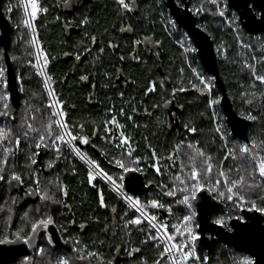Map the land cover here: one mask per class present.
Wrapping results in <instances>:
<instances>
[{
	"label": "trees",
	"instance_id": "16d2710c",
	"mask_svg": "<svg viewBox=\"0 0 264 264\" xmlns=\"http://www.w3.org/2000/svg\"><path fill=\"white\" fill-rule=\"evenodd\" d=\"M177 2L183 5L181 0ZM188 2L193 13L196 8L203 5L202 13L196 15L197 23L213 41L219 73L235 111L242 118L249 113L256 117V120L247 119L250 122L249 141L264 140V84L256 81L251 71L245 67V62L252 64L257 74L264 75V33L247 32L241 25L238 14L227 7L226 0H219V4L227 15L228 21L217 14L219 9L209 0H188ZM38 3L41 10L34 20L38 41L42 53L49 59L46 72L52 77L50 83L56 96L63 102V110L67 114L69 124L76 125L74 132H78L79 125L83 124L84 132L91 138H97L99 146L97 152L101 155L107 153L102 155L107 162L113 158H119L121 150L109 142L110 138L107 139L108 144L100 141V138L93 136V130L100 129L99 137H104V124L113 116L119 124L125 126L123 131L126 136L131 137V146L135 149L133 156L127 161L129 167L139 168V172H142L150 183V188L138 198L145 204L157 199L165 205L164 209L148 208L147 210L161 217V221L165 220L169 224L170 232L174 231L171 225L178 224L183 216L192 212L179 202L180 197L184 195L179 188L183 186L166 176L161 178L150 166L155 162L151 156L153 150L160 161H164L181 140L179 160H183L185 164L188 160L184 153L191 152L187 147L191 143L210 155L215 165L223 164L225 171L240 167L241 172L229 173L232 179H238L239 175H246L243 171L246 161L240 158L224 160L228 149L245 142L231 134L219 103L215 104L214 111L209 107L208 94L189 68L187 57L192 67L204 75L207 81L212 78L213 99L220 101L221 95L215 86L214 78L205 72L196 51L186 55L179 47L180 40L186 43H191L192 40L177 24L173 27L170 23L173 17L164 0L130 1L135 3L136 7L132 12L127 13L115 0H38ZM44 9L47 11L45 12ZM2 13L10 33L5 40L6 45L0 44V64L8 69L7 80L10 72L16 75L19 99L14 104L12 99L10 101L16 120L0 117V127L9 125L14 131L19 132L18 125L25 101L36 108H41L45 112L44 119H46L48 110L44 108V105L48 103V97L37 70L28 63L31 60L32 64H35V60L29 34L23 23L20 1L3 0ZM85 20L87 23H84ZM129 27L132 29L128 31L131 34L124 35L122 32L127 31ZM1 32L0 22V35ZM93 37L95 42L92 40ZM143 37L151 38L157 45H161L159 60L148 58L143 53L140 54L139 61L134 59L135 40ZM242 42L251 45V49L243 47ZM69 54L74 57L84 56V60L77 65L73 60L63 58L64 55ZM253 56L256 60L252 59ZM120 73L124 78L132 80L131 86L126 91L115 82ZM83 76H86L87 80H82ZM152 82H155L156 90L149 93L148 88ZM21 84L24 88L23 92L20 91ZM253 84L255 87L252 86ZM181 88L185 90L179 91ZM174 99L179 108L181 137L168 132L166 107ZM169 101L170 103H166ZM157 105L159 107H156ZM121 109H123V115L120 114ZM133 109H136L138 114H132ZM145 109L148 110V115ZM213 112L216 114L217 121ZM37 117L35 123L39 127L42 118L39 113ZM185 125L195 127L197 131L191 133ZM217 125L222 126V131L227 138V147H224L225 141L221 140L220 134L215 131ZM106 145L108 147H105ZM28 149L29 144L22 141L21 153L9 158L4 172L5 180L0 181V237L11 241L17 240L18 232L19 234L31 232V222L36 220L35 217L47 215L43 212H37L36 215L35 212L24 209L26 206L34 205L31 201L25 202L23 209L19 208L15 181L8 183L13 171L22 176L24 184L31 185L34 189L36 185L29 177L34 173L38 175L40 188L47 189L50 195L60 201V203L44 202L43 206L50 209L69 205L73 209L72 216L84 223L85 229L80 231V229L68 227L64 221H57V216L61 214L59 211H54L49 215L64 230L62 244L54 248L45 245L43 254L33 255L30 260L23 262L16 259L11 264H58L61 258L69 259L70 264H99L95 257L84 261L76 259L77 254L71 249L74 246L73 242L77 239L81 241L80 247L86 245L87 250L99 252L104 264H108L109 261L111 264H141L142 261L146 264H155L161 249L154 247L151 241L142 244L141 241L146 237L145 233L138 228L134 226L129 229L123 228L124 222L121 217L124 213L128 212L129 217L135 213L120 202L103 181L97 179L93 182L95 184L93 187V184L88 182V168L79 162L66 147L62 148V156L59 160L54 150L40 149V155L36 157L38 162L31 168L26 166L29 163L26 158L29 154ZM87 153L89 158L98 161L110 175L115 177L119 174L112 167L102 164L94 152ZM2 155L0 151V157ZM137 159L140 161L138 165L132 162ZM50 161L54 165L51 168L48 167ZM109 164L115 165L114 162ZM197 166L202 167L199 160H197ZM40 167L47 171L42 172ZM188 170L186 168L184 174ZM216 174L217 168L214 167L213 178ZM174 182L175 195L169 200L171 196H164L159 186L165 184L171 188ZM209 187L212 185H207L205 188ZM60 188H66V196L59 190ZM220 188L225 191L222 186ZM212 193L217 196L216 192L212 191ZM101 194L107 207L100 206ZM243 194L246 200L244 207H241V204L238 207L233 201H228L226 192L224 198L218 197L224 199L227 207L225 211L212 214V221L223 219V225L227 226L233 218H242L241 209H254L251 206L252 202H255L257 208H264V184L251 191L244 189ZM113 206L117 209L116 213L111 211ZM168 206H171V215L166 210ZM192 207L194 208L193 203ZM25 213H28L27 218ZM105 227L108 229L107 233L103 231ZM126 231L131 235H126ZM114 232L115 235H113ZM4 233L5 236H3ZM66 240L68 243H64ZM133 248H139L140 251L129 256L128 253ZM204 252L201 251V253ZM208 256L210 264H243L245 259L253 262L245 252L225 244L212 247L208 251Z\"/></svg>",
	"mask_w": 264,
	"mask_h": 264
},
{
	"label": "snow or ice",
	"instance_id": "6c2138e0",
	"mask_svg": "<svg viewBox=\"0 0 264 264\" xmlns=\"http://www.w3.org/2000/svg\"><path fill=\"white\" fill-rule=\"evenodd\" d=\"M115 2L126 13L132 12L136 7L135 3L130 4L127 2V0H115ZM209 2L213 5H216L217 8L220 9L219 0H209ZM28 6L31 7V12L28 13L29 19H25L23 23L25 26L32 29V21L36 19L41 9L39 7L38 0H27V4L25 5L26 12L28 10ZM202 9L203 5H201L199 8H196L195 13L200 14ZM44 11L46 12L47 9H44ZM217 14L223 17L225 12L224 10H219ZM84 23H87V21L85 20ZM170 23L173 25V27H176L175 21H170ZM131 30V27L127 29V31ZM92 40L95 42V37H93ZM32 43L36 44V40L33 39ZM135 43L140 44L141 41L137 40ZM242 46L249 49L252 47L251 45L243 42ZM181 47H185L183 42H181ZM185 51H194V49L185 48ZM101 52H103V49H101ZM29 55H31V53H29ZM41 55H43L42 62ZM76 59L79 60L80 56L77 55ZM121 59H123V57H121ZM134 59L139 61V57H134ZM252 59L256 60V57L253 56ZM28 63L37 70L38 75L44 77V87L47 91L48 97L50 98L48 103L44 105V108L48 110L47 116L46 119H44L45 112L41 108H36L25 101L24 110L20 115V122L18 125L20 131H14L13 127L9 125L0 127V151H2L3 154L2 157H0V181L5 180L4 172L8 166L9 158L15 157L17 155V153L20 151L22 141L26 144H29V154L26 157L29 162L26 166L29 168H31L32 165L37 164L38 161L36 157L40 155V149L54 150L57 153L56 158L59 160L62 156V148L67 146L72 152L75 153V155H77L88 165V182L93 184V187H95L93 182L97 179L110 184L111 190L115 192L122 200H124L128 207L134 210V213H138V215L134 214L133 216L129 217V213L125 212L123 217H121V220L124 222L123 228L129 229L132 226L138 228L139 231L145 233L146 238L141 241L142 244H147L151 241L153 242L154 247L161 249V251L158 253L159 258L155 261V264H166V262L167 264H189V261H199L200 258L196 255L195 244L196 241L200 239V236L193 227L195 213L192 212L189 215H185L181 218L178 224L171 225V228L174 229V231L170 232L169 224L167 222L161 221L156 215L151 214L147 210L148 208L164 209V204L160 203L157 199L150 200L147 202V204H145L138 197L128 195L126 192H124V186L120 182L123 180V176L119 174H117L115 177L110 175L104 170L103 167H101L98 161L89 158L86 153L82 152L81 148L78 146L82 144L95 148V145L91 143L89 135L84 132L83 124L79 125L78 132H74L76 125L69 124L66 118L67 114L63 110V102L59 100L54 90L48 87V83L52 77L48 76L45 72V68L49 63L47 55L43 54L42 52L38 53L36 56V63L32 64L31 60H29ZM245 67L251 71L256 81L264 84V75L257 74L254 65L245 62ZM7 71L8 69L0 64V117L15 121L16 116L10 103L11 95L8 92V80L6 76ZM193 71L195 72V70ZM181 72H183V69H181ZM81 79L87 80V77L83 76ZM200 82L204 85V90H207V92L210 93L213 87L212 78H209L208 81L200 78ZM252 86L255 87V84ZM155 90V82H152V85L148 88V92L151 93ZM184 90L185 89L183 88L179 89V91ZM20 91H24L22 84ZM174 94L175 90L173 95ZM166 103H170V101ZM218 103V99L210 100L209 107H212ZM249 103L251 102L249 101ZM156 107H159V105ZM37 113H39L40 117L42 118L39 127H37L35 123L38 119ZM120 114H124L123 109L120 110ZM213 115H215V113H213ZM128 118L131 119V117ZM245 118L248 120H256V117L252 116L250 113ZM109 125L113 127H109ZM124 127L125 126L119 124L116 117L113 116L110 121H106L104 124L103 130L105 132V136L99 137L100 129L98 128L93 130V136H97L100 139L110 138L109 142L113 143L117 149L121 150L120 157L109 160V163L114 162L116 167L122 169L123 172L139 171V168H130L129 163L127 162L133 156L135 149L131 146V137L125 135V132L123 131ZM185 127L191 133H195L197 131L195 127H189L187 125H185ZM215 131L220 134L221 140L225 141L224 147H227V138L222 131V126L217 125ZM187 147L191 150L189 153H184V155L187 157L188 163L185 164L183 160H180V173L175 175V181H178L179 184L183 186L180 187L179 190L185 193L183 199L179 202L186 205L188 208H192L191 201L196 198V193L198 191L204 190L207 185H212V187L208 188V191H213L214 189L218 190L222 186L227 193L226 199L228 201L242 204L246 202L245 195L243 194L244 189L251 191L252 189L261 187V185L264 184V140L259 142L250 140L245 143L234 145L232 148L228 149L227 154L224 156L225 161L229 158L233 160L240 158L246 161V164L243 167V171L246 173V175H239L238 179H232L229 176V173L232 171H236L237 173L241 172L240 167L235 169L230 168L225 171L223 164L219 166L215 165L212 162L213 158L202 148L191 143H189ZM175 149L176 151L173 155L176 156V159H180L178 154L181 151V144H177ZM102 155H107V153H102ZM173 155H169L166 159L173 161ZM151 156L155 162L150 166L153 167L158 174H161L162 168L160 166V158L156 156L154 150L152 151ZM197 160L201 162L202 167L197 166ZM132 162L138 165L140 161L137 159ZM173 163L175 164V161H173ZM53 166V162L50 161L48 163V167L51 168ZM214 167L217 168V174L215 178L212 176ZM186 168L189 170L186 174H184ZM29 179H32L33 184L36 185V188L33 190L32 194H39L41 201L60 203V201L56 200L53 195L49 194L47 189L42 190L40 188V179L38 175H35L34 173L33 176L29 177ZM13 181L17 182L18 184H23L24 182L22 176L15 171L11 173L8 183H12ZM159 187L164 196L175 195V182L171 188L165 184H161ZM165 189L167 190L165 191ZM59 190L63 193V195H67L66 188H60ZM225 191H218V196L224 197ZM100 206L107 207L102 194L100 195ZM251 206L252 208H256L257 211H264V208H257L255 202H252ZM36 210L39 212V207ZM166 210L171 215V206H168ZM111 211L116 213V207L113 206ZM27 217L28 213H25V218ZM54 223L55 220L51 215H45L38 220H33L31 222L30 228V231L33 235L23 238L24 243L30 244L35 234H37L41 229H47L49 225ZM213 223L223 224V219H217L213 221ZM196 226L198 227V225ZM81 227H83V225ZM145 227L147 228L146 232ZM103 231L107 233V227H105ZM125 234L129 236L131 235V233L127 231ZM113 235H115V232ZM177 237H179V239H177ZM16 239H22L19 232L17 233ZM14 242L15 241L8 240L7 238L0 239V244ZM52 242L53 238L48 236L47 243L51 245ZM64 243H68V241L66 240ZM101 244H103V241H101ZM73 245L74 246L71 250L73 253L77 254L76 259L79 261H84L95 257L98 259L99 264H104L100 253L87 250L86 245L84 247H80L81 241L79 239L75 240ZM44 251L45 249L43 247L38 248V254H43ZM139 251V248H133L131 251H129L128 255L131 256L133 253H137ZM204 261L206 264L207 257L204 258ZM58 264H70V261L67 258H61L58 261ZM108 264H111V262L109 261ZM141 264H146V262L142 261ZM243 264H253V262L249 259H245Z\"/></svg>",
	"mask_w": 264,
	"mask_h": 264
},
{
	"label": "water",
	"instance_id": "95a60500",
	"mask_svg": "<svg viewBox=\"0 0 264 264\" xmlns=\"http://www.w3.org/2000/svg\"><path fill=\"white\" fill-rule=\"evenodd\" d=\"M164 1L177 26L184 30L192 40L203 69L214 78L215 86L221 95L219 104L231 134L244 142H248L250 122L239 116L232 105L219 73L217 56L211 37L198 25L197 17L190 9L188 0H181L183 5H179L177 0ZM226 1L228 8L238 14L239 21L247 32L264 33V0ZM2 3L3 0H0V22L2 24L0 44H5L10 30L8 23L3 17ZM71 58L72 56L70 55L64 56L65 60ZM8 88L12 104L18 102L17 79L12 72L9 75ZM123 186L126 192L134 196L142 195L145 192L144 175L137 171L127 173ZM15 189L18 193V203L21 207L23 199L17 182H15ZM193 204L196 210L195 222L198 225L200 236V239L195 244L197 250L209 251L217 244H225L248 254L253 259V264H264V212L256 209H243L241 211L242 219L233 218L229 222V226H225L213 223L211 217L212 214L225 211L227 205L218 200L211 191H208V188L197 192ZM51 230L54 240L59 244L60 240L57 232L54 228ZM25 253L26 246L22 241L0 244V264H10Z\"/></svg>",
	"mask_w": 264,
	"mask_h": 264
},
{
	"label": "flooded vegetation",
	"instance_id": "af4514ba",
	"mask_svg": "<svg viewBox=\"0 0 264 264\" xmlns=\"http://www.w3.org/2000/svg\"><path fill=\"white\" fill-rule=\"evenodd\" d=\"M130 1L133 2L134 0H127V2H129V3H130ZM122 33L124 35L131 34V32H128V31H123ZM135 41H137V40H135ZM139 41H141L140 44H136L135 43L136 54H134L133 57H139L140 58V54L143 53L148 58H154L155 60H157V59L159 60L160 59L159 57H161V45H157L156 42H154V40H152L151 38H146V37H143V38L139 39ZM69 60H73L75 62V64L78 65V64H81L83 62L84 56H81L80 57V59H79L80 61H78L76 59V57H74V56H72V58L69 59ZM118 75L119 76L115 80V82L118 83V86L122 90L126 91L131 86L132 80L131 79L124 78L122 73H120ZM95 82H97V81H95ZM50 85H51V83H50ZM51 89H53L52 88V85H51ZM93 89H94V85H93ZM46 95H47V93H46ZM47 97H48V95H47ZM48 101H49V99H48ZM91 101H95V100H91ZM166 110H167L166 116H168V123H169V125H168V130L169 131L168 132L169 133L178 134V136L181 137L182 134H181L180 126H179V108H178V105H177L175 99L173 100V102L169 106L166 107ZM144 111H145L146 115H148V110L145 109ZM135 113L138 114L137 113V110L136 109H133L132 114L136 115ZM132 121H133V119H132ZM111 127H113V126H111ZM90 139H91V143L95 145V148H92V147H90L88 145H82V144H80L78 146L81 148V151L84 152V153H86V155H88V153H87L88 151L94 152L96 154V156L98 158H100L102 164H105L106 166L112 167L113 169H115L116 171H118L119 175H122L123 176V180H122V184H123V181H124V178H125L126 174L129 173V172H131V171H129V172H123V170L122 169H119L118 167H116V165L109 164L106 161V159L101 155V153L97 152V150L99 149V146H98L97 141H96L97 138H91L90 137ZM101 140L104 141V143L108 144V140L107 139L106 140L105 139H100V141ZM130 143H131V141H130ZM180 144L182 145L181 140H180ZM65 147L71 152V154L79 162H81L84 166H86L85 163H84V161H81V159H79V157L77 155H75V153L72 152L70 150V148H68L67 146H65ZM105 147H108V146L106 145ZM20 150H21V146H20ZM175 151H176V149L174 151H172V154L171 155H173L175 153ZM20 153H21V151H19L17 153V155L20 154ZM173 161H175V164L173 163ZM173 161H169L167 159H165L164 161L163 160L160 161V166L162 168V173L159 174V176L161 178L163 176L164 177L166 176V177L170 178L171 180L175 181V175L177 173H180V171H179L180 170V160L179 159H176V156L173 155ZM41 168L42 167H40V169ZM43 171L46 172L47 169H43L42 168V172ZM137 172L140 173V174H143L142 172H139V171H137ZM144 182H145V191H146L148 188H150V183L146 180L145 175H144ZM19 187H20V190H21V193H22V199H23L22 206L21 207L19 206L20 209H23L24 208V203L25 202L31 201L32 204H34V205L32 207L31 206L30 207L29 206H26L24 209H29L32 212H35L36 215H37V210L36 209L38 207L40 209V211L38 213H42L43 212V213H45L47 215L53 214L54 211H59L60 214H61V216H57V218H56L57 221L58 220L61 221V222L64 221L68 225V227L80 229V231H83L85 229L84 223H81L77 219V217L72 216L73 209L69 205H67V206L66 205H63V206H60L58 208L46 209V207L43 206L44 205V201H41L40 195L39 194H32L34 188L31 185H27V184H24L23 183V184H19ZM126 193L128 195L134 196V195H132V194H130L128 192H126ZM140 196L141 195L134 196V197H140ZM17 197H18V193H17ZM215 197L218 200H221L222 202H224V199H223L224 197L222 199H219L221 197H219L218 194ZM171 199H173V196H171L169 198V200H171ZM182 199H183V196L180 197V201ZM119 201L122 202L120 199H119ZM47 202H49V201H47ZM238 207H240V206H238ZM241 211H242V209H241ZM41 217L37 216V217H35V219L38 220ZM158 218L161 219V217H158ZM236 218H238V217H236ZM242 218H240V219H242ZM164 222H166V221L164 220ZM82 225H83V227H81ZM227 226H229V224ZM52 228H54L55 231L57 232V235H58L59 240H60V243L59 244H57L56 241L54 240L53 232L51 230ZM63 231L64 230H62V228L60 227V225L58 224V222H55L54 224L49 225L47 229H41L37 234H35V236H34V238H33V240L31 241L30 244H26L25 243L26 253L24 255L18 257L17 259L19 260V262L27 261L28 259L32 258L33 255H37L38 254V248L39 247H43L44 248L45 245H48V246L54 248L56 246L61 245L62 244V238L64 237L63 236V233H64ZM30 235H33V234L31 232L29 234H23V233H21L20 236L22 237V239H20V240H14V241H17V242L18 241H22L24 243V239L23 238H26L27 236H30ZM48 236H51L53 238V242H52L51 245H49L47 243V237ZM0 239H3V238L0 237Z\"/></svg>",
	"mask_w": 264,
	"mask_h": 264
},
{
	"label": "built area",
	"instance_id": "2783aa9c",
	"mask_svg": "<svg viewBox=\"0 0 264 264\" xmlns=\"http://www.w3.org/2000/svg\"><path fill=\"white\" fill-rule=\"evenodd\" d=\"M195 15H197L196 13H194ZM172 21H175L174 20V18H173V20ZM176 22V21H175ZM187 37H189L188 35H186ZM190 38V37H189ZM181 42H182V40H180L179 42H178V45H179V47L184 51V53L186 54V55H189L190 53H192V52H194V51H196L195 49V46H194V44H193V42H191V43H186L185 41L183 42L184 43V45H185V47H181ZM185 48H190V49H194V51H185ZM43 60H42V57H41V62H42ZM187 64H188V66H189V68L192 70V72H193V74L199 79V81H200V78H203L205 81H207V79H206V77L204 76V75H201L198 71H197V69H195V68H193L192 67V65L189 63V57H187ZM193 70H195V72L193 71ZM198 74V75H197ZM41 76V75H40ZM41 78H42V83H43V86H44V77L43 76H41ZM203 85V84H202ZM204 86V85H203ZM48 87L49 88H51V85H50V82L48 83ZM44 89H45V87H44ZM45 91H46V89H45ZM206 92H207V90H206ZM46 93H47V91H46ZM207 94H208V98H209V101L210 100H214L213 99V96H212V89H211V92L210 93H208L207 92ZM48 99H50L49 97H48ZM214 106L215 105H213L212 107H210L211 109H212V111H214ZM213 113H215V112H213ZM214 117H215V119H216V114L214 115ZM215 121H217V119L215 120ZM217 123V122H216ZM215 123V124H216ZM80 159V158H79ZM82 161V160H81ZM85 163V162H84ZM85 165H86V167L88 168V165L85 163ZM89 169V168H88ZM104 182V181H103ZM110 189H111V185L110 184H107L106 182H104ZM112 191V190H111ZM113 192V191H112ZM125 192V191H124ZM127 207H128V205L126 204V202L124 201V200H122L115 192H113ZM217 193V192H216ZM194 200V199H193ZM193 200L191 201V204L193 203ZM237 204V206H240V204L239 203H236ZM194 205V204H193ZM186 206V205H185ZM129 208V207H128ZM186 208L189 210V211H191V212H194L195 213V216H196V210H195V207L193 208H188L187 206H186ZM130 209V208H129ZM254 209H256V208H254ZM132 210V209H131ZM133 212H134V210H132ZM137 215H138V213H136ZM197 224H196V222L193 224V227H194V229H195V231L198 233V235H199V232H198V227L196 226ZM195 250H196V255L200 258V260L199 261H189V264H205V261H204V258L205 257H207V261H206V264H210V258H209V256H208V251H205L204 253H201V251H199V250H197L196 248H195ZM252 259V258H251ZM253 260V259H252Z\"/></svg>",
	"mask_w": 264,
	"mask_h": 264
},
{
	"label": "rangeland",
	"instance_id": "374dc122",
	"mask_svg": "<svg viewBox=\"0 0 264 264\" xmlns=\"http://www.w3.org/2000/svg\"><path fill=\"white\" fill-rule=\"evenodd\" d=\"M20 1V5H21V9H22V14H23V17H24V20L25 19H29V15H28V13H30L31 12V7L30 6H28V10H27V12L25 11V5L27 4V0H19ZM228 7V6H227ZM223 8H225V6H223ZM219 10H222V8H220ZM202 13V12H201ZM223 18L226 20V21H228V18H227V15L225 14L224 16H223ZM32 24H33V28L32 29H30V28H28L27 26H26V28H27V31H28V34H29V41H30V46H31V49H32V53H33V57H34V60H35V63H36V56H37V54L38 53H41L42 51H41V48H40V44H39V41H38V37H37V32H36V28H35V25H34V20L32 21ZM33 39H35L36 40V44H33L32 43V41H33ZM41 57H42V60H43V55H41ZM45 72H46V68H45ZM46 74H47V72H46ZM40 76V75H39ZM40 78H41V76H40ZM41 81H42V78H41ZM50 82V81H49ZM1 127H3V126H1ZM214 192H218V191H222V189L221 188H219L218 190L217 189H214L213 190ZM212 192V191H211ZM226 192V191H225ZM197 194V193H196ZM184 195H185V193H184ZM183 195V196H184ZM235 205H236V203H235ZM246 205V202L245 203H242L241 204V207H244ZM244 209V208H243ZM136 214V213H135ZM137 215V214H136ZM3 236H5V233H4V235ZM31 259V258H30ZM30 259H28V260H30ZM27 260V261H28Z\"/></svg>",
	"mask_w": 264,
	"mask_h": 264
}]
</instances>
